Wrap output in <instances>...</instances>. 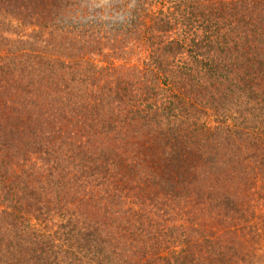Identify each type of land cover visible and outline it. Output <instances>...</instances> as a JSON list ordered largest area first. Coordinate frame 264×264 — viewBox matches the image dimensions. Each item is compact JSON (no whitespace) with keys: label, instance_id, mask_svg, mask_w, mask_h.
Returning <instances> with one entry per match:
<instances>
[{"label":"trees","instance_id":"trees-1","mask_svg":"<svg viewBox=\"0 0 264 264\" xmlns=\"http://www.w3.org/2000/svg\"><path fill=\"white\" fill-rule=\"evenodd\" d=\"M122 1L0 0V264H264V0Z\"/></svg>","mask_w":264,"mask_h":264},{"label":"rangeland","instance_id":"rangeland-1","mask_svg":"<svg viewBox=\"0 0 264 264\" xmlns=\"http://www.w3.org/2000/svg\"><path fill=\"white\" fill-rule=\"evenodd\" d=\"M87 2V8L89 12H92L93 10L99 9V8H103V13L102 15H100V17L107 21L110 25L115 23V22H121L123 19V16H128V13H116L113 14L110 11V8L112 7V5H122V3L120 4L121 0H84ZM124 2V0L122 1ZM124 4H127L124 2ZM127 6V5H126ZM110 12L111 17H109L108 13ZM96 14V13H95ZM135 56L131 55L127 58V60H129L131 62V64L135 63ZM160 154V153H159ZM161 155V154H160ZM163 156V155H162ZM139 159L140 164L142 165V162L140 161L142 159V157H137Z\"/></svg>","mask_w":264,"mask_h":264}]
</instances>
